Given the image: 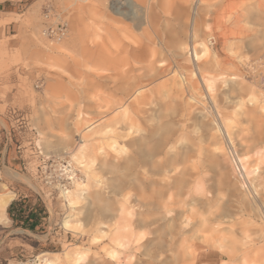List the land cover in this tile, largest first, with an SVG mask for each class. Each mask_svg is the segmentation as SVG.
I'll use <instances>...</instances> for the list:
<instances>
[{
	"label": "rangeland",
	"instance_id": "374dc122",
	"mask_svg": "<svg viewBox=\"0 0 264 264\" xmlns=\"http://www.w3.org/2000/svg\"><path fill=\"white\" fill-rule=\"evenodd\" d=\"M113 1L107 0L110 15ZM102 2L32 0L0 13V202L13 195L0 221V264H44V257L54 264H264V0H210L201 8L188 0L200 23L195 37L188 29L185 37L178 20L177 35L164 32L170 43L180 37L189 46L157 55L162 61L149 69L152 83L143 76L140 84L145 112L135 111L131 124L122 109L102 101L119 94L94 42ZM57 15L67 21L66 34L45 37L41 30ZM122 23L127 40L142 37L131 18ZM87 46L88 55L71 59ZM136 62L134 74L141 75L145 63ZM147 122L171 131L156 165L192 150L175 166L191 167L203 184L193 192L190 183L181 196L166 188L174 196L167 213L145 204L174 172L136 166L138 154L124 165L135 150L129 140L148 136ZM80 139L85 146L77 150ZM91 151L120 166L102 170L99 158L88 163ZM82 192L87 198H79ZM12 202L21 214L35 215L33 228L10 216ZM245 203L253 210L239 212ZM119 208L137 234L125 247L107 244L99 231ZM201 235L218 242L201 248ZM82 251L84 260L75 261Z\"/></svg>",
	"mask_w": 264,
	"mask_h": 264
},
{
	"label": "bare ground",
	"instance_id": "6f19581e",
	"mask_svg": "<svg viewBox=\"0 0 264 264\" xmlns=\"http://www.w3.org/2000/svg\"><path fill=\"white\" fill-rule=\"evenodd\" d=\"M117 1L114 0L112 2L113 3L112 8L110 7L112 9V15H110L108 12L107 0H103L102 2L103 11L101 13V21L99 23V28L97 29V31H95L94 42L95 44H97L96 48H97L99 57L101 58L103 65L106 66L108 70L112 71L110 75H106V77L105 76L104 77L111 79L112 90L119 92V94H117L116 96H113V93H112L111 100L102 98V101L107 103L106 105L108 108L110 109L113 108V111L122 109V114L126 117L127 122L131 124V122L135 121V111L145 112L144 104H146L147 98L142 93L143 86H140V84H141V80L143 76H146L147 80H149L150 83H152L153 78L151 74H148L150 72L149 69L150 67H152L153 70H156L158 67L155 64L162 61L161 58L156 59L157 55L159 54L163 55L165 52H168V51L170 53L173 51V49L177 50V48L179 50H183L185 49V47L189 46L188 41L182 40L179 36H178L179 38L176 39L177 43L175 44L170 43L169 40L167 39L168 37L163 35L164 32H166L171 38H173L174 35H177V33L174 32L175 27L172 26V23L178 20L181 23L182 31L183 29H185L184 36L188 38L190 36L188 35V32H191L190 33L191 36L195 37L197 28L199 27L200 23H199V18L196 17V15L193 17L191 13H189V11L191 12L192 6L191 4L189 5L188 0H124L125 6L124 5L122 6ZM198 1H199L198 3H200L199 7L201 8L203 6L209 5L210 0H198ZM122 7L125 9H122ZM130 11H132V15H129L131 13ZM127 18H131L132 20V26H130V28L131 27L140 28L142 39L139 37L138 39L132 38V40H127L130 37L129 35H127V32H128L127 30L129 29L127 26H125L122 23ZM43 29L41 30L42 35L46 37ZM187 29H188V32H187ZM77 40H79V37ZM81 42L84 43V41H81ZM59 49H61V47ZM88 49H89V46H87L86 51L84 50L83 52H79L78 53L79 55L78 54L71 55V59L78 60V56L84 57L88 55L87 53ZM136 61H141L145 63V65L142 67L143 73L141 75L134 74L138 68L134 67L132 63ZM62 62L63 60H58L57 63L59 64H56V67L57 68L62 67L60 65L62 64ZM204 79L207 80V83H208L207 85L210 88H213V81L209 82L210 79H208V77H204ZM230 81H233V80H230ZM255 100H256V97H255ZM147 126H148V129H150L147 137L138 136V138L135 137L129 140V144L133 147V149L135 148V150L136 149L137 150L136 152L135 150L134 152L132 151L133 154L130 157L128 156L124 159V165L126 167L130 166L131 162L134 161L132 157H136L134 156V154H138L140 156H139L138 161L136 162V166H139V164H141L140 167L150 166L151 168H153L152 171L155 174H164L168 172H174L170 177L172 181L170 180L171 182L170 183L168 182L164 186H162L163 185L162 184L161 186L163 190L157 191L155 194H153L152 200H150V202L145 204L147 206L149 205V206H153L156 208H162L163 212L167 213L169 212L170 209L167 208L166 204L171 203V199L174 196L170 193L165 194V192L163 191L166 188L168 190L173 188L174 191L176 190L175 195L181 196V192L183 190H186L187 187L190 185V183L194 185L192 186L194 188V189L192 188L193 192L200 191L203 187V184L197 179L196 181H194L193 171L191 167L189 168L187 166H183V168L178 171V168L175 166L176 164L179 165L180 163H184L187 160V157L191 156L192 150H187L188 152H185V153L183 152L181 154L182 157L179 158L178 161H177L178 158L176 157L175 158L172 157L174 159H170V160L168 157V160H166V162H164L160 166L156 165L155 157L159 153H162L164 149L166 148V146L168 145L171 131L168 129L166 124L161 123V122H157L154 125H150L147 122ZM140 136H142V134H140ZM79 141H81V143L78 144L79 147L77 150H81L85 146L84 139H80ZM193 145L195 144L193 143ZM98 147L99 146H97V148ZM97 151H91L89 154H86L88 163H94L96 161V158L97 159L99 158L97 157ZM166 154H167V151H166ZM196 154H199V152ZM86 155L84 154L83 156L85 157ZM236 157L238 160L237 162H239L242 168L245 169L243 159L238 155ZM237 162L235 161L236 164ZM97 165H99V168H101L102 170L117 169V167L120 166L116 162L109 161V160L107 161L103 157H100L98 159ZM124 165H122L123 166L122 168L125 167ZM84 192H82L83 194L80 193L79 198H82V199L87 198L86 196H84ZM186 194H188V192L185 193V196ZM3 196L5 197V195ZM3 196L1 195V197ZM12 199H13V195L9 194V196L1 200L0 202V221L3 220L4 211H6L5 209ZM104 203H109V201L106 200L104 201ZM246 206L249 208L250 211L253 210L252 207L254 206L251 207L250 203H245L243 207H240L239 212H243ZM106 210L107 209L105 205H102V207L100 208L101 213L103 214ZM126 213L127 212L125 211V209L119 208L112 218H110L109 220H106L110 225L109 228L107 230H103L99 228V231L102 232L104 237L106 238L107 244L118 246V247H125L126 245H129L132 241H134V239L137 237V234H135L131 223L125 217ZM143 221L145 220L143 219ZM198 231L200 232V230ZM174 232H172L171 234L172 235L175 234ZM198 238L200 239L199 240L200 244L198 246H200L201 248H204V246L208 244H214L215 242L216 243L218 242V239L214 238L212 235H208V236L201 235V236H198ZM220 242L222 243V241ZM232 245H234V242L232 243ZM77 254H78V257L76 258L75 261H77V259L79 261L84 260L85 251L77 252ZM261 261L263 262L264 260H261ZM43 262L44 264H54L53 260L49 259L48 257H44Z\"/></svg>",
	"mask_w": 264,
	"mask_h": 264
},
{
	"label": "built area",
	"instance_id": "2783aa9c",
	"mask_svg": "<svg viewBox=\"0 0 264 264\" xmlns=\"http://www.w3.org/2000/svg\"><path fill=\"white\" fill-rule=\"evenodd\" d=\"M52 14L53 13L51 10H47L45 15L51 17ZM55 19L56 20L54 22L47 23L44 26L43 31H44L46 37L61 38L66 34L67 21L63 20L58 15L55 17Z\"/></svg>",
	"mask_w": 264,
	"mask_h": 264
},
{
	"label": "trees",
	"instance_id": "16d2710c",
	"mask_svg": "<svg viewBox=\"0 0 264 264\" xmlns=\"http://www.w3.org/2000/svg\"><path fill=\"white\" fill-rule=\"evenodd\" d=\"M17 206V203L15 202H12L10 205H9V208H8V213L10 214L11 217H14V218H20L22 219L21 221L23 222L22 224L25 226V227H28V228H33L34 227V224L36 223L37 219L35 218V215L32 214V213H29L28 215L26 214H21V211H23L22 209H19ZM35 219V220H33Z\"/></svg>",
	"mask_w": 264,
	"mask_h": 264
},
{
	"label": "crops",
	"instance_id": "0c3cea01",
	"mask_svg": "<svg viewBox=\"0 0 264 264\" xmlns=\"http://www.w3.org/2000/svg\"><path fill=\"white\" fill-rule=\"evenodd\" d=\"M31 1L32 0H0V13L10 14L17 12Z\"/></svg>",
	"mask_w": 264,
	"mask_h": 264
}]
</instances>
